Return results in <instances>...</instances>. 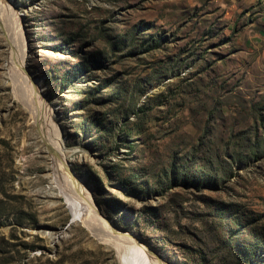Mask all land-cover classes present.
Segmentation results:
<instances>
[{"label":"rangeland","instance_id":"rangeland-1","mask_svg":"<svg viewBox=\"0 0 264 264\" xmlns=\"http://www.w3.org/2000/svg\"><path fill=\"white\" fill-rule=\"evenodd\" d=\"M26 74L115 228L180 264H264V0H0V264H124L50 198Z\"/></svg>","mask_w":264,"mask_h":264},{"label":"bare ground","instance_id":"bare-ground-1","mask_svg":"<svg viewBox=\"0 0 264 264\" xmlns=\"http://www.w3.org/2000/svg\"><path fill=\"white\" fill-rule=\"evenodd\" d=\"M4 1L7 2V0ZM21 21L20 17H16L14 21L17 39L10 33L9 26H2V29L8 36L11 57L13 56L14 58L13 64L17 70L26 73L23 69H25V56L28 54L19 53L21 50L26 49V37L22 35L24 28ZM13 48H15V51H13ZM32 75H24L21 94L25 97L28 107L35 114L36 121L49 150V156L53 160V164L50 166V175L52 176L50 189L53 190L49 192L50 198L56 201L65 197L74 215V220L83 221L95 232L97 237L115 246L124 264H129L130 262L137 264H180L168 253L156 252L151 249L138 235L122 233L110 221L101 216L89 189L72 172L67 163V152L63 148V136L57 123H55V109L45 104L46 102L42 97L43 78L37 80ZM45 234L52 240L55 239L53 233L46 232Z\"/></svg>","mask_w":264,"mask_h":264},{"label":"trees","instance_id":"trees-1","mask_svg":"<svg viewBox=\"0 0 264 264\" xmlns=\"http://www.w3.org/2000/svg\"><path fill=\"white\" fill-rule=\"evenodd\" d=\"M6 214V211L5 210H2V209H0V218L3 216V215H5Z\"/></svg>","mask_w":264,"mask_h":264},{"label":"crops","instance_id":"crops-1","mask_svg":"<svg viewBox=\"0 0 264 264\" xmlns=\"http://www.w3.org/2000/svg\"><path fill=\"white\" fill-rule=\"evenodd\" d=\"M240 12H242V11H240Z\"/></svg>","mask_w":264,"mask_h":264}]
</instances>
